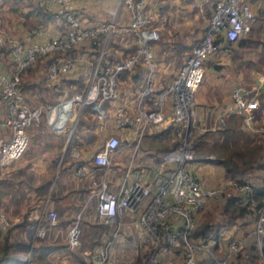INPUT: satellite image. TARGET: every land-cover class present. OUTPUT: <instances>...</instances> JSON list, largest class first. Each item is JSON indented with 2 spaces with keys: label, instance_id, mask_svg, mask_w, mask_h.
Instances as JSON below:
<instances>
[{
  "label": "built area",
  "instance_id": "1",
  "mask_svg": "<svg viewBox=\"0 0 264 264\" xmlns=\"http://www.w3.org/2000/svg\"><path fill=\"white\" fill-rule=\"evenodd\" d=\"M35 1L52 13L57 22L56 29L42 23L29 29L18 25L13 28L17 33H13L5 29L9 26L6 21L0 20V175L27 150L30 133L43 121L44 114L50 127L59 132L68 131L69 139L74 142L81 114L90 107L104 133V141L93 155L94 163L100 166L95 169H102V176L93 178L91 194L75 213L74 222L67 228L62 227L57 211L48 207L46 200L43 208L32 209L29 213L30 218L36 220L35 235L53 240L63 238L67 248H78L87 203L96 196L99 220L117 225L116 236L123 229L122 219L131 212L139 213L138 223L143 231L139 236L154 250L147 264H157L160 254H169L177 246L182 247L183 258L176 264H200V257L204 255L207 262L225 264L247 245L249 238H253L263 256L264 208L258 210L254 229L245 236L224 235L225 241L216 236L207 240L192 238L197 225L196 213L208 199L221 195L229 186L248 196L253 192L252 184H240L232 178L218 186L205 184L191 168L190 161L197 156L189 138L198 124L196 93L204 80L205 62L219 49L215 39L223 34L226 40L237 41L252 31L256 15L251 0H216L201 42L193 46L169 85L159 91L153 76L157 66L153 44L160 39V31L154 25L152 13L146 9L148 0H116L118 12L125 8L130 13L128 23L122 25L120 31L127 32L133 41L125 56L107 65L102 61L110 35L117 31L116 17L110 21L89 22L81 14L84 9L78 8L73 0ZM100 32L106 36L101 41L98 56L92 59L89 49L83 45L96 39ZM50 57L53 59L48 65L47 75L51 79L65 75L80 76L86 72L85 85L82 89L67 92L54 105H35L24 90L23 72L35 66L39 59ZM138 65L144 66L147 72L146 83L135 99V110L130 113L121 107L115 117L117 128L130 129L132 135L127 145L133 146L132 155L120 183L113 186L109 173L113 157L121 148V138L118 134L105 133L108 113L104 104L120 98V74L134 72ZM259 95L258 89L235 86L232 102L218 118V127L226 125V117L231 114L242 116L244 125L252 127L260 105ZM170 123L177 125L176 145L165 150L162 159L155 160L152 173L137 168L134 160L145 135ZM67 152L72 157L81 156V151L75 146ZM76 174L93 176L92 170L84 165L77 168ZM250 207L255 209L253 200ZM0 223L5 227L11 225L2 211ZM221 241L226 243L224 257L217 253L222 251ZM112 246L113 240L97 245L89 264H110ZM20 258L32 262L30 254Z\"/></svg>",
  "mask_w": 264,
  "mask_h": 264
},
{
  "label": "trees",
  "instance_id": "2",
  "mask_svg": "<svg viewBox=\"0 0 264 264\" xmlns=\"http://www.w3.org/2000/svg\"><path fill=\"white\" fill-rule=\"evenodd\" d=\"M215 2L212 3L210 7H207L208 16L212 14ZM19 3L23 4L21 10L24 17L23 20H26L24 22L27 23V20H30L31 25L33 26H37L42 23L50 24L53 29L58 27L52 13L45 7L38 5L35 0H0V10H3L4 12L10 11L11 13L15 12L18 10L17 8ZM81 14L87 15L88 13H84L82 11ZM207 28L208 26L204 28V33ZM120 32L125 33V31L122 30ZM126 35L131 38L132 42V37L128 33H126ZM203 35L202 37L193 39L190 44H184L182 48L177 47L179 53L186 50L192 51L193 46L201 42ZM247 35L237 41H228L223 34H219L215 39L216 43L219 44V49L217 51L223 48L232 49V47L235 48L236 45L242 47L246 44L254 45L259 42H262V46L264 47V41H259L252 36L246 38ZM104 37L105 34L100 32L96 39H93L88 45H83V47L89 49L92 59H96L98 56V53L102 48L101 41ZM115 38L113 37L111 39V45L113 46L106 51L105 59L102 61L104 65H107L114 59L119 58V56L115 53L117 52L115 45L120 46V44ZM157 42H160V39ZM123 49L126 54L131 50L128 46L123 47ZM45 59H48L50 63L53 58L50 57ZM41 61L42 59H39L36 65H38ZM36 65L24 70L23 75L28 71L29 73L30 71H34L35 67H37ZM146 72L147 71L144 66L138 65L134 73L125 71L120 74L119 78L125 79L128 76H132L134 81L140 82L143 77H145L144 84L141 86V88H143L146 83V75L144 76L143 74ZM85 78L86 73H82L80 76L65 75L62 76V81L64 82V85L66 84L70 87L69 89H73L72 86L82 89L85 85ZM26 80L23 78V86L27 95L29 92L32 93L41 90L40 81ZM168 85L169 83L167 85L158 86L157 89L159 91ZM107 102L109 101H106L105 104H107ZM262 102L264 103V101ZM90 109L91 108L88 107V111L80 117L77 124L74 141L76 145L86 146L85 141H79L80 137H85L84 139H86L87 133L89 132L88 130L96 126V122L90 114ZM176 127L177 125L175 123H170L158 131L147 133L139 146L135 159L138 160L139 158L142 159L144 157L142 156V151L151 152L154 160L156 161L162 159V153L176 145L178 142ZM64 136L66 137L67 134H64ZM190 139L193 144V150L197 156V158L190 161V165L203 162L220 165L225 169L228 177L238 180L240 184L249 183L248 176L251 171L258 169L264 172V132L262 134H258L256 131L248 129L244 125L242 116L235 114L228 115L226 117V125L218 127L215 130L209 129L204 132H200L196 135L195 139L194 137H191ZM86 142L87 145H89L90 141ZM127 143L128 139L126 141L121 140V146L124 144L127 145ZM93 155L94 153L88 160L76 157L70 158L69 162L66 160L61 168L63 176L59 181L60 183H58V181L54 183L53 176H50L43 179L37 185L30 184L31 190H34L35 192V200L39 201L49 197V199L53 202V207L59 213L60 225L64 228H67L74 222L75 213L84 205L90 195L87 186L80 189H75L73 186H70L68 190H65V185L68 184L69 181H72L73 178H81L76 174V170L80 165H84L86 161H89V164L94 168L100 167L94 163ZM98 171L100 175L103 172L102 169ZM89 182L93 187V179ZM6 184H8L7 187H5ZM6 184H4L3 180L0 179V212L2 211L7 215L10 210L11 203L16 205L14 209L16 210L15 212H19V205L22 203V199L25 195L21 194V196H17L14 192L13 194H9L11 191L9 186H12V183L10 181ZM252 186L253 192L250 196H248L245 192H240L239 194L229 195L224 199V203L220 207V214L223 219L218 223H213L211 217H207L206 219L200 221L197 220V225L192 231V238L195 240H207L212 236H216L218 238L222 237L221 239H223L225 235L223 231L233 225H237L241 219L243 224H249L252 219L255 220L258 210L264 208V177L262 178L260 184H252ZM19 191L24 192L25 189L23 190L20 188ZM252 200L255 202V209L250 207ZM96 206L97 198L95 196L87 203L84 217L81 221V245L76 249H67V247L65 248V243H59L58 241L53 240V238L48 239L38 237L36 238L37 240L35 239L36 242L32 243V234L35 233L36 220L30 218L29 212L27 211L22 218L23 220L17 222L14 226L12 223L11 225L5 227L2 223H0V264H89L90 258H87V254L93 252L97 245L106 241L107 237L112 235L114 228L113 224L99 221ZM53 207L50 208L53 209ZM91 208L95 211L98 221L87 219L86 213ZM74 210L75 212L72 213ZM15 227H20L23 231L18 235V238L12 239V230H14ZM23 232H27V235L23 234ZM250 245L248 258L252 260L258 257V254L257 247L253 239ZM29 254L32 261L31 263L20 258L21 255ZM56 255H65L64 262L55 263V260H53L52 257ZM201 259L204 260L205 263L208 261L205 257H201L200 261ZM200 264L203 263L200 262Z\"/></svg>",
  "mask_w": 264,
  "mask_h": 264
},
{
  "label": "rangeland",
  "instance_id": "3",
  "mask_svg": "<svg viewBox=\"0 0 264 264\" xmlns=\"http://www.w3.org/2000/svg\"><path fill=\"white\" fill-rule=\"evenodd\" d=\"M99 1L100 0H90L86 3L87 8L85 6H77L78 8L84 9V13H88L84 16L86 17V19H88L89 22H95L96 20L100 19H105L107 21L113 19V14H106L105 18H99V8H108L102 7L103 5L101 6ZM102 1H105V3H107V5L109 6L108 0ZM156 1L157 0H154L155 3ZM173 1L174 0L167 1L168 7L166 8V11L164 13H160V16L155 14L157 12L152 6L153 2L151 3V5L149 4L150 7L148 9V11H150L153 15L154 25L158 27L160 31V42H155L153 44V50L156 54L157 63L156 72L153 76L154 79H156L157 77L159 78L157 84L161 82H166L167 84L170 83L175 73L179 69L180 65L182 64V60L185 59L191 51L186 50L182 52L180 56L177 55V53L179 52L177 47L182 48V46L185 44V42L180 41L179 39L181 32H184L185 29H178V25L176 29L174 26L175 23L181 19L182 14L179 15L178 13H176L174 8H171ZM215 1L216 0L212 2L210 1V3H214ZM204 5L205 4L202 3V12L197 16L199 22H195L193 20L191 22L193 24L195 23V26H197L199 29L198 33H200L201 35L204 34L203 28L208 26L211 18V14L210 16L207 15L208 10ZM22 7L23 4L19 3L17 8L18 10L12 13L10 11L4 12L3 10H0V20L4 22L6 21V23H8L9 25L8 27H5L6 30L12 31L13 33H17V30L14 31L13 28H16V26L18 25H22L26 29L33 27V25H31L30 20H27V23L24 22L26 20H23L24 17L22 15ZM115 8H117L118 10V6ZM122 9L123 8H121L119 11H121ZM153 11L155 13H153ZM255 15L256 21L258 20V23L254 26L253 30L249 35L246 36V38L252 36L255 39H258L259 41H264V10H256ZM200 21H204L201 26L199 25ZM122 25H125V23L123 24L118 22V24L116 25L117 31L113 32L110 35V42L106 48L107 51L109 48H111V46H113L111 45V39L113 37H116L115 39L118 40L120 46L115 45V48L117 49V52L115 53L119 57L126 55V53H124L123 47H127L132 44L131 38L126 35L127 32H120V28ZM8 61L9 60L6 59V62ZM48 64V59L43 58L42 61L38 63L39 66L36 65L37 67H35L34 71H30V73L28 71L26 74L23 75L24 80H38L41 83V90L28 93V98L35 105L39 103L54 105L59 99L65 96L67 92H71L73 89H77L74 86H72L73 89H69V86H67L66 84L64 85V82L62 81V76H58L55 79H51L47 75ZM204 66L205 75L204 80L201 83V89L206 90L209 97L211 96V98L215 97L216 95L219 99H221V97L225 95V93L231 96L233 88L238 85H244L246 87L255 88L259 90L261 97L259 98V109L256 113V133L262 134L264 132V103L262 102L264 101V47L262 46V42H259L254 45L246 44L242 47L236 45L235 48L232 47V49L223 48L213 54L205 62ZM82 73L85 74L86 72ZM122 81L123 78L118 79L119 90H121L122 88ZM158 86L159 85H157V87ZM201 95V92L196 93L198 124L196 125V128L193 130L189 138L194 137L195 139L198 133L212 129L211 127H215L216 129L218 128L219 115L217 116V113L222 110V107L219 104L214 106H208L207 100L203 99ZM30 134V142L27 150L19 159L13 162V164L16 165V171L14 172L15 180L12 186H9V189H11V193L14 192L17 196H21V194L23 193L25 195V191H19L20 188H23V190L24 188L31 189L30 184L37 185L43 179L48 178L50 176H53L54 183H56V181L60 183L59 181L63 176V172H61L62 165L70 157L67 151L71 150L74 146H76L73 140L71 141V139H69L68 131L59 132L49 126L45 114L43 121L38 125V127L33 129ZM64 134H67V136L65 137ZM103 141L104 139H102L101 136H94V138L89 142V145L93 149H96L97 146L103 143ZM78 149L81 151L80 148ZM193 153L195 154L194 150ZM221 176L223 177V183H226L229 179H231L226 175V173H223V175ZM248 177L250 184H260L262 178L264 177V172L262 170L257 169L251 171ZM214 178L215 180L211 179V181L215 183L220 177L215 176ZM220 184L221 183H218L215 186H218ZM240 192L242 191H238L234 187L229 186L227 187V190L221 195L208 199L205 206L199 212V221L206 219L207 217H211L213 223H218L220 220L223 219L222 215L220 214V207L224 203V199L229 195L239 194ZM22 200V203L19 205V214H16V210H14L16 205L14 203H11L10 205L8 215L11 219V223H13V226L17 222L22 221V218L24 217L26 211L29 212L32 209V206L34 205L32 198L28 199L27 204L24 201V197ZM53 209L55 208L53 207ZM74 212L75 210L72 213ZM86 217L87 219L98 221V218H96L95 211L92 210V208L86 213ZM128 222L130 221L127 218L122 219L121 228L123 229L119 231L120 235H115L117 225L113 224L114 228L112 235L110 237L106 236L107 240L104 242L113 240L110 264H147L148 259H150L151 254L154 251L153 247L151 244H145L142 242V239L139 236V234L143 232L141 226H136L139 227L138 230V228L131 224V226H133V229H127L128 225L126 224ZM254 225V219H252L251 223L249 222V224H243L241 219V221H239L237 225H233L227 230L225 229L223 233H226L225 236L227 237L231 235H247L248 231H252L254 229ZM22 231L23 230H21L20 227H15L14 230H12V239L18 238V235L22 233ZM27 232H23V234L27 235ZM32 238V243H35L37 240L36 238H38V236L33 233ZM252 239L253 238H249L247 245L242 250H240L235 256L228 259L225 264H264V255L262 256L260 254L258 248V257L252 260L248 258V251L250 249L249 247L251 246L250 244L252 243ZM55 241L66 244L63 238L55 239ZM224 241H221L222 251L220 253L217 252L222 257H224L223 252L226 251V243ZM135 243H138V246H136ZM66 247L67 245H65V248ZM181 249V246L172 248L170 256H172L173 258L167 264H176L182 260L183 255L181 254ZM203 257L206 256L204 255ZM87 258H92V252L87 254ZM52 259L55 260V263H61L64 262L65 255H56L52 257ZM167 259L168 254L162 253L159 256L158 263H161ZM212 263L219 264L215 262Z\"/></svg>",
  "mask_w": 264,
  "mask_h": 264
},
{
  "label": "crops",
  "instance_id": "4",
  "mask_svg": "<svg viewBox=\"0 0 264 264\" xmlns=\"http://www.w3.org/2000/svg\"><path fill=\"white\" fill-rule=\"evenodd\" d=\"M73 1L76 4V6H85L87 8L86 3L89 2L90 0H73ZM167 1L168 0H157L155 3L154 0H148L146 9L148 10L151 3L153 2L152 6L155 8V10L157 12V13H155L153 11V13L160 16V13L161 12L164 13L166 11V8L168 7ZM210 1L212 2V0H210ZM210 1L209 0H174L173 1L171 8H174L176 13H178L179 15L182 14L181 19L178 22H176L174 26L176 28L178 25V29H185L184 32H181V34L179 36L180 41L185 42V44H187L186 42H189L188 44H190V43H192L193 39L202 37V35L200 33H198V31H199L198 27L195 26V23L193 24L191 22H192V20L195 22L199 20L197 18V16H198V14H200L202 12V3L205 4L204 6L207 8V7H210L212 4V3H210ZM99 3L101 6L103 5L102 7H108L107 9L106 8H104V9L99 8V12H98L99 18H102V17L105 18L106 14H111V15L113 14V17H116V19L118 20L119 23H123V24L128 23V21L130 19V13L125 8H123L121 11L118 12L117 8H115V7H117V1L116 0H108L109 6L107 5V3H105V1H102V0H100ZM251 3H252V7H253L254 12L256 10H260V9L264 10V0H251ZM257 21L255 20L254 26L258 23ZM203 22L204 21H200L199 25L201 26L203 24ZM178 53H177V55H179V56H180V54H182V53H179V54ZM183 61H184V59L182 60V62ZM143 75L145 76L146 73ZM154 80H155V84L159 85V86L167 84L166 82L165 83L161 82V83L157 84V81H159L158 77ZM144 81H145V77H143V79L140 82L134 81L132 76H128L127 78L123 79L122 85H121L122 88L120 90V98L118 100H115V101H109V102H107V104H105V108H106L107 113H108V119L105 121V124H106L105 133H107V134L108 133L118 134L120 136L121 140H123V141H126L128 138L131 137L132 134L130 132V129L120 130L119 128L116 127V125H115L116 112L121 107L126 108L128 110V112H130V113L134 112L135 106H136L135 99H136V96H137L139 89L144 84ZM201 85H200L197 93L201 92V94H202L201 96L203 97V99L207 100L208 106H214V105L219 104L222 107V110L220 109L221 111L220 112L218 111L219 113H217V116L218 115L220 116L225 111L227 106L232 102V95L230 96V95L225 93V95H223L221 97V99H219L216 95H215V97L211 98V96L209 97L206 90L201 89ZM260 97H261V95H259V98ZM208 101H210V102H208ZM169 108H170V103H169ZM87 111H88V107L85 109L83 114H85ZM90 114H91L93 120L96 122V126L94 128H91L88 130L89 132L87 133L86 139H84L85 137L84 138L80 137V140H79L80 142L85 141L86 146L75 144L78 148L81 149L80 158L85 159V160H88L89 157L94 153V151L102 145L101 144V145L97 146L96 149L95 148L93 149L90 145H87L86 141H91L94 138V136L95 137L101 136L103 138L102 134H104L99 129L98 121L94 117V114H92L91 109H90ZM247 128L250 130L256 131L257 130V120L254 121L252 127H247ZM74 141H75V139H74ZM132 150H133L132 145H125L124 144L123 146H121V148L117 152V154L113 157V161L111 164V170L109 173V175H110L109 179L111 180V183L113 186H117L118 183H120V180L122 179L123 174L125 172L126 166L131 159ZM141 153H142V156H144V157L142 159L139 158L138 160L135 159L134 165H136L137 168H140V169L142 168L145 171H149V173H152L153 165L155 162L153 155L151 154V152L149 153V152L142 151ZM70 158H75V157L70 156L67 159V162L70 161ZM15 166L16 165L13 164V162H12L7 167H5L4 171L2 172V174L0 176V179L3 180L4 184H6L10 181L12 184L14 183V180H15L14 172L16 171ZM84 166L87 169L92 170L93 176L90 174H86V175H83L81 178H73L72 181H69V183L65 185V190H68L70 186H73L75 189H80L84 186H87L88 191L91 194L93 187L89 181L93 178L94 179L95 178L100 179L102 176V173L100 175L99 171H98L100 169L96 170L94 167H92L89 164V161H86L84 163ZM191 168L197 172V174L202 179V181L205 184H207L208 186H215L218 183H222L223 177L221 175H223V173L224 174L226 173L225 169L222 166L215 165L212 163H205V162L195 163V164H191ZM215 176L220 177V178L218 179V181H216L214 183L211 181V179L215 180V178H214ZM7 186H8V184L5 185V187H7ZM9 194H13V193H11V191H10ZM25 196H24V199H25L24 201L26 204H27L28 199L32 198L33 204H34L32 206V209L43 208L44 202L46 200L48 201V207L49 206L53 207V202L49 199V197H47L43 200H39V201L35 200L34 199L35 192H34V190H31L29 188L25 189ZM21 211H23V210H21ZM30 211H29V213H30ZM199 212L200 211H198L196 213V218L198 221H199V219H198ZM19 213H20V211L17 212L16 214H19ZM7 216H8V214H7ZM29 217H30V215H29ZM8 218L10 219L9 216H8ZM125 218H127L130 221L126 224V225H128L127 229H133V226H131V224H133L135 227L139 226V223H138L139 213L138 212H131ZM10 221H11V219H10ZM136 228H138V230H139V227H136ZM181 254H182V252H181ZM201 257H203V256H201ZM172 258L173 257L170 256V253H169L168 259L159 263V264H167L168 262H170V260ZM200 262L203 264H210V262L205 263L204 260H202V259Z\"/></svg>",
  "mask_w": 264,
  "mask_h": 264
}]
</instances>
